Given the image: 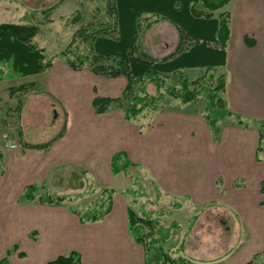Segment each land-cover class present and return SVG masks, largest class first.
<instances>
[{
  "label": "rangeland",
  "instance_id": "374dc122",
  "mask_svg": "<svg viewBox=\"0 0 264 264\" xmlns=\"http://www.w3.org/2000/svg\"><path fill=\"white\" fill-rule=\"evenodd\" d=\"M106 2L107 0H0V23L37 26L38 33L34 42L44 50L48 59L54 58L62 62L64 59L72 60L78 55L90 60L93 56L91 42H85L81 33L110 36L115 34L114 21L105 10ZM195 7L196 11L203 14L210 13L201 3H197ZM217 11L212 12V16ZM78 15L80 19L74 21ZM155 20L153 15L142 16L139 41L152 57L162 59L173 52L177 33L175 27L168 22L158 20L155 23ZM151 22V27L146 29V25ZM81 27L86 30L81 31ZM75 34L76 38L73 40ZM63 50H67L66 57L61 55ZM88 63L89 61H83V66L78 71V93L83 97V103L80 104L78 121L75 119L74 126L78 124V147H84L85 144L97 147L91 150L93 158L96 159H78V168H65L66 188L55 186L54 180L50 179L46 183L47 188L41 187L40 182H36L37 185L35 181H40L41 175L36 172L30 182L37 188L36 195L45 196L52 193L66 196L68 199L65 202L68 205L87 209L92 208L97 198L104 197L102 190H111L117 208H122V204L127 203L128 209L137 217L156 220L163 227V249L172 258L180 257L186 260L188 256L206 261L202 262L204 264H236L246 248L241 246L244 233L233 208L229 206L231 204L222 201L194 206L185 197L172 196L161 191L167 189L177 193L187 189H199L198 184L193 186V180L198 181L200 177V182L204 179V188L208 182L210 190L215 192L214 201H218L221 196H230L236 189L244 188V181L227 171L235 170V166L221 164L224 159H235L237 156L246 158L249 154L246 147L249 145V139L242 131L235 132L233 127L230 128L231 120L224 116L226 111L211 107L206 97L216 86L217 79L223 75L217 70L207 72L198 68L187 75L184 73L191 82L199 80L195 85L197 94L194 101L182 103L179 98L165 94L164 87L160 91L162 96L156 101L154 110L144 109L132 120H126L125 108H111L110 110L121 115L119 125L123 124V128L120 127L121 131L99 130L95 133L93 128L101 127L102 122L94 120L92 115H85L89 109L86 101L92 94L103 97L100 93L104 92L112 79L94 75L89 71ZM9 65L0 66L3 75L12 73ZM87 74L92 76V85L88 84ZM46 78V75L40 74L14 76L0 82V148L2 152L8 151L0 156V259L6 257L10 264L27 262L28 257L21 261L17 253L20 249L28 250L32 233L27 229L20 232L11 225L12 211H15L12 204L17 196L16 185L24 182L22 173L28 165L9 164V158L13 156L8 154L19 150L10 151L5 148L3 135L10 136L20 149L26 139L32 143L46 141L54 129L50 125L57 127L56 132H62L65 113L54 98L45 94L40 86L43 83L45 89H48ZM121 81L125 80L122 78ZM29 83L37 86L13 91V88ZM170 85L171 82L167 80L166 87ZM56 87L61 88V83H57ZM139 87L140 84L136 85L132 94L144 95L140 93ZM145 93L155 97V86L147 84ZM171 113L178 116L176 122L179 128L176 131L173 128L174 120L171 118L161 122L164 121L165 114ZM116 114L113 115L117 116ZM108 150L113 151L110 160L106 158ZM38 152H41L40 148L32 147L27 152L29 156L27 155L26 159L36 163L35 158L40 156ZM118 153L125 156L117 162L118 167L123 164L125 158L134 166L112 175V158ZM80 154L87 156L89 152L84 149ZM259 155L263 156L262 153ZM186 169L190 171L187 172ZM248 183L251 190L255 184L250 180ZM14 215L16 220L18 216L15 213ZM145 228L143 227L144 231ZM39 239V243L34 245L36 249L47 245L46 239ZM146 240H149V237ZM27 253L29 256V252ZM244 254L246 255V252ZM218 258H224L226 261L215 262ZM260 261L264 263V253L259 254ZM202 263L196 261L188 264Z\"/></svg>",
  "mask_w": 264,
  "mask_h": 264
},
{
  "label": "crops",
  "instance_id": "0c3cea01",
  "mask_svg": "<svg viewBox=\"0 0 264 264\" xmlns=\"http://www.w3.org/2000/svg\"><path fill=\"white\" fill-rule=\"evenodd\" d=\"M223 12L229 15L230 30L225 47L226 61L224 66L214 70L223 75L225 82L224 91L220 94L226 103L224 116L227 120H231L230 128L233 127L235 132L242 131L246 134L249 139V142L247 141L249 145H246L247 154H249L246 158L237 156L235 159H224L221 166L232 167L234 165L235 170L227 171L231 172L235 178L240 177L244 181V188L236 189L233 194L226 195L227 197L224 196V198L217 196L221 201H214L215 192L210 190L208 182L204 188V183H202L204 179L200 182V177L198 181L193 180V186L198 184L199 189H187L177 193L167 189L161 191L172 196L185 197L194 206H205L208 203H221L222 201L231 204L229 206L233 208L244 233L241 246L246 248L244 250L246 255L243 252L236 264H246L255 255L264 253V156L259 157L261 161L256 160V156L259 155L256 153L259 134L264 136V0H231L218 10L213 18H218V15ZM245 38L252 40L253 46H248L245 43ZM51 60V67L40 74L47 76L48 89H45L43 83L40 86L45 94L54 98L64 110L63 130L60 133L56 132L57 127L50 125L54 129L46 141L32 143L26 139L20 149H18L19 147L15 149L19 150L18 152L8 154L13 156L9 158V164L13 166L28 165L22 173L24 182L16 185L17 196L15 204H12L15 211H12L11 225L20 232L27 229L32 233V236L28 250L20 249L17 257L21 261H25L28 257L29 261L26 260L27 262L22 264H46L59 255L74 251L79 253L81 264H144V249L134 242L128 232L127 210L129 207L127 203H123L122 208H117L112 198L111 210L102 220L82 224L71 211V208L78 207H72L66 202L60 204H41L37 200L18 202V198L25 187L30 185L36 172L41 175V179L40 181L36 180L35 183L40 182L41 187L47 188L46 183L50 179V181L57 182L53 181L55 186L61 185L66 188L67 171H64L65 168L71 166L78 168V159L87 161L96 159L93 158L91 150L97 147H92L91 144L78 147V124L76 123L74 126V121L75 119L78 121L79 107L81 102L83 103V97L78 93V71L73 70L65 59L62 62L54 58ZM198 69L205 71L204 68ZM193 70L196 68L186 69L184 73L187 75ZM89 76L90 74H87L86 78L88 84L92 85V76ZM121 80L122 77L112 79V82L107 84L106 89L100 95L110 98L120 96L125 87V81ZM57 83H61V88L56 87ZM93 96L95 95L88 96L86 105H89V109L86 110L85 115H92L94 120L102 122L101 127L93 128L95 133H98L99 130L103 132L104 130L121 131L123 128V124L119 125V119H122L121 115L110 110L111 108L102 114H96L92 106L90 108ZM169 115L171 117H168ZM164 117V121L161 122L164 123L171 118L175 123L174 131L179 128L176 122L178 116L175 113L165 114ZM100 118H105V120ZM50 141H52L50 146L40 149L43 153L38 152L40 156L35 158L36 163L26 159L29 156L27 152L32 149L30 145L44 144ZM25 144L28 146L24 147ZM84 149L89 152V155L80 154ZM0 150V156L8 153V151L2 152V148ZM107 153L106 158L110 160L113 151L108 150ZM8 155L7 157H9ZM249 180L255 184L251 190L249 189ZM36 184L38 185V183ZM36 193L37 188L35 196L38 197L39 195ZM14 213L18 216L16 220ZM16 221L17 225H15ZM41 237L46 239L47 245L43 246L44 248L36 249L34 245L39 243ZM27 252H29V256ZM243 257L245 259H242ZM224 258L215 259V262L226 261L223 260ZM185 259L186 264L196 261L206 262L188 256Z\"/></svg>",
  "mask_w": 264,
  "mask_h": 264
},
{
  "label": "trees",
  "instance_id": "16d2710c",
  "mask_svg": "<svg viewBox=\"0 0 264 264\" xmlns=\"http://www.w3.org/2000/svg\"><path fill=\"white\" fill-rule=\"evenodd\" d=\"M230 1L107 0L105 10L114 21L116 27L114 36L82 32L83 40L91 42L92 59L87 60V58L76 55L68 61V65L76 71L82 68L83 61H89L88 69L94 75L106 79L119 77L125 79V87L120 96L115 98L95 96L92 99L91 106L95 113L102 114L109 108H125L124 118L132 120L144 109L154 110L156 108V101L162 96L160 91L164 87L165 94L172 98H179L182 103L194 101L197 94L195 85L199 80L191 82L184 75V70L204 68L208 72L225 65V47L230 34L229 15L221 13L218 18H213L212 12L222 9ZM197 3H201L210 13L203 14V12L196 11ZM144 14L155 16V23L158 20L166 21L176 29V46L171 54L162 59L152 57L139 41L140 21ZM74 19L76 21L80 19V16ZM152 24V22L148 23L146 29ZM80 30L85 31L86 29L81 27ZM37 33L38 28L34 25L0 23V66L10 64L12 72L7 76L0 71V81L14 76L38 75L51 67L52 60L46 58L44 50L34 42ZM245 43L248 46L254 44L249 38H245ZM61 55L66 57L67 50H63ZM212 78L211 74L210 79ZM167 80L171 82L169 87H166ZM138 84H140V93L144 95L132 94L133 88ZM147 84L155 86L157 91L155 97H150L145 93ZM34 86V83L21 84L13 88V91ZM224 87V78L220 76L216 86L206 95L211 107L218 108V110L226 108V103L220 96ZM51 142L30 145V147L46 149ZM256 153H262L264 156V136L261 133ZM120 154L112 158V175L129 166H134L125 158L123 164L118 167L117 162L125 157ZM256 160L261 161L259 155L256 156ZM35 192V185H28L18 198V202L37 200L41 204H60L68 199L66 196L52 193L36 197ZM102 195L104 197L97 198L92 208H71L80 223L100 221L110 212L112 191L102 190ZM127 218L129 234L134 242L144 249V264H186L183 258H172L164 251L163 227L156 220H143L137 217L131 209L127 210ZM143 227H146L145 231ZM147 237L149 240H146ZM0 264L10 263L6 257H3L0 259ZM46 264H81V257L79 253L71 251L57 256ZM246 264H262V261L259 262V254Z\"/></svg>",
  "mask_w": 264,
  "mask_h": 264
},
{
  "label": "built area",
  "instance_id": "2783aa9c",
  "mask_svg": "<svg viewBox=\"0 0 264 264\" xmlns=\"http://www.w3.org/2000/svg\"><path fill=\"white\" fill-rule=\"evenodd\" d=\"M3 141H4L5 148H8L10 150H15L18 148V145L16 144V142L12 140L11 137L8 136L7 134L3 135Z\"/></svg>",
  "mask_w": 264,
  "mask_h": 264
}]
</instances>
